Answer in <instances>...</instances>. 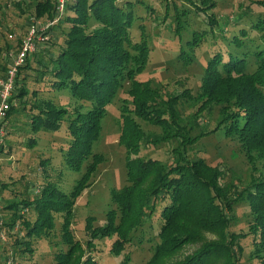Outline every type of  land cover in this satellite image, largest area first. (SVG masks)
I'll list each match as a JSON object with an SVG mask.
<instances>
[{
	"label": "trees",
	"instance_id": "obj_1",
	"mask_svg": "<svg viewBox=\"0 0 264 264\" xmlns=\"http://www.w3.org/2000/svg\"><path fill=\"white\" fill-rule=\"evenodd\" d=\"M10 1L21 13L31 14L22 26L25 31L32 16L54 19L58 15L57 0ZM188 1L196 12L208 15L210 31H193L192 38L186 40V48L181 47L180 58L191 62V54L207 33L216 39L219 31L232 45L226 52L227 59L221 49L208 59L196 94L189 88L180 93L153 88L150 81L138 79L149 61L150 46L144 26L137 41L133 40L132 27L140 17L135 5L143 4L154 11L148 0H69L65 14L46 32L48 39L26 58L17 73L11 106L3 121L8 133L0 144V153L10 142L7 135H20L22 125L27 134L25 146L33 148L37 138L31 133L58 131L67 123L65 165L81 175L69 193L47 182L33 198L14 200L2 207L11 214L6 221L0 215L10 241L6 244L0 240V264H6L8 258L2 260L1 252L8 245L14 260L19 258L18 264H22L23 255L34 252L36 239L55 229L57 216L62 219V242L68 248L56 253L54 264H100L92 254L95 238L115 234L111 250L119 255L132 242L133 234L156 214L161 220L159 242L153 245L152 254L143 264H239L243 251L240 241L248 236L253 237L254 255L264 264V180L253 176L244 187L235 182L225 183V171L204 158L194 159L193 149L205 136L224 129L225 134L238 138L249 158L256 155L264 159V17L258 16L250 27L239 26L244 13L238 12L235 19L220 23L208 12L217 6L218 0ZM161 2L165 3L161 21L168 19L173 9L176 23L175 27L170 24L171 29L182 41V33L189 25L184 19L188 11L179 10L170 0ZM254 3L264 8V0ZM232 22L238 29L228 36L226 26ZM7 28H1L0 76L6 75L10 65L6 55L13 48ZM252 30L259 35L253 37ZM21 41L19 35L17 49ZM125 83L128 98L121 106L119 143L126 150V184L111 190L114 206L107 211L105 224L94 226V217H87L85 228L91 237L84 244L71 231L74 207L105 160L94 148L108 106ZM41 84L54 90H68L74 99L72 109L44 97ZM181 99H190L195 106L200 129L195 136L191 135L193 126H188L190 121L181 109ZM215 105L219 106L221 117L214 127L205 121L199 123L205 115L201 113ZM139 119L158 125L161 133H146ZM163 143L171 145L170 161L163 163L140 156L142 149ZM5 189L10 188L1 182L0 194ZM238 202L247 203L251 221L247 231L236 233L231 230L229 212ZM24 208L33 211V221L21 212ZM208 233L215 237L209 238ZM193 243L198 244L196 249L176 257ZM128 260L126 256L122 264H128Z\"/></svg>",
	"mask_w": 264,
	"mask_h": 264
},
{
	"label": "rangeland",
	"instance_id": "obj_2",
	"mask_svg": "<svg viewBox=\"0 0 264 264\" xmlns=\"http://www.w3.org/2000/svg\"><path fill=\"white\" fill-rule=\"evenodd\" d=\"M196 1L199 3V0ZM254 1L218 0L217 6L208 12H212L220 23H223V20H227V18L235 19L238 12L244 13V18L239 26L250 27L258 16L264 17V8L254 3ZM0 2V35L1 28L3 30L9 26L8 39L13 44L11 50L15 52L18 47V36L22 35L23 38L27 32V30H24L25 28L22 29V26L26 23L25 18L30 13L26 11L21 13L20 10L14 8L12 4L14 1L0 0ZM173 2L179 10L188 11L184 19L188 21L189 25L182 33V41H180L179 36L175 34L174 30L171 29L170 24L173 23L175 27L176 23L173 9L170 10L168 19L161 21V17L165 14V3L161 2V0H148V4L154 8L153 12H150L147 7L141 6L143 4L139 6L135 5L136 13L140 17L135 19L132 27L133 40L137 41L141 39V26H144L150 46L149 61L146 64L145 70L138 76V79L150 81L153 88H161L175 93H180L184 89L189 88L193 94H196L199 90L208 59L218 49L223 50L224 58L227 59L228 55L226 52L230 51L232 45L229 42V38H223L219 31L216 39L212 38V33H207L206 36L202 37L199 42L200 44L191 54L193 57L192 61L185 63L180 58L181 47L186 48V40L192 38L193 31H210L209 24L207 23L208 15L196 12L195 6L188 0H170V4H173ZM39 19L51 18L43 17ZM226 29L229 36L238 27L234 26L232 22L226 26ZM258 35V32L252 30L253 37H257ZM126 83L119 91L114 102L108 106L107 115L102 123L101 136L94 148L97 152L104 155L105 160L99 165L94 174L91 186L84 191L74 207L71 231L74 238L82 241L84 244L91 237L85 228L87 217H94V226L105 224L106 213L114 206L111 203V190L120 189L126 184V150L119 143L121 106L125 99L128 98ZM41 86L43 84L40 85V89L42 88L41 93L44 97L52 98L59 105L72 109L74 99L68 90H54L50 86ZM180 102L181 109L190 121L188 126H193L191 135L195 136L200 129L196 123L197 115L193 101L181 99ZM201 114L205 115H201L203 117L200 118L201 121L199 123L202 121L208 122L210 127H214L221 117L219 106L216 105L209 110H204V113ZM138 121L146 133H161V127L158 125L150 124L140 119ZM20 122L19 125H22V121ZM21 130L20 135H7L6 138L9 137L10 142L5 143L4 151L0 153V186L1 182H3L8 184V188L11 189H5L0 194L1 205L5 206L14 200L21 202L22 199L33 198L34 193L41 191L47 182H51L60 190L69 193L81 174L78 171L69 169L65 165L63 152L69 142L67 123H63L61 129L58 131L31 133V136L37 138V145L33 148L25 146L27 134L23 130V125ZM23 135L24 138L20 139ZM170 148L171 145L169 143L152 145L148 149H142L140 156L166 163L172 157ZM193 149L194 159L204 158L208 164L212 166L218 165L220 169L225 171V183L235 182L240 187H244L253 176L264 180V159H260L256 155L249 158L244 152L238 138L225 134L224 129L205 136L194 144ZM46 159L49 160L47 163ZM41 161L44 163L40 164ZM12 191L18 193L15 195ZM31 194L32 196H30ZM1 210H4L3 219L5 221L8 220L11 211H5L8 210L5 208H1ZM27 210L28 212H26ZM21 212L26 213L30 220L33 221L35 219L33 211L31 213L30 208H24ZM229 214L232 218V231L239 233L248 230L251 215L247 203L238 202ZM156 215L154 219L147 221L133 234L132 242L127 244L126 248L119 255L114 254L111 250L113 242L117 237L115 234L95 238L93 240L95 245V249L92 252L93 256L100 264H122L126 256L129 257L128 264H143L152 254L153 245L159 242L158 234L161 220L158 214ZM61 222L62 219L57 216L56 227L50 235L36 237V242L33 245L34 252L32 254L26 252L23 255L25 259L23 258L22 264L32 262L54 264L56 253L65 251L68 248V245L62 242ZM21 234L24 235V232H21ZM207 235L209 238L215 237L214 234L208 233ZM252 239V236H248L240 241L243 251L240 254L239 264H263L253 253ZM9 242L7 234L6 244ZM197 246V243L186 245L176 257H182L191 253ZM10 257L14 259L13 251L8 245V249L1 252V259L4 260ZM15 262L18 264L19 258L15 259Z\"/></svg>",
	"mask_w": 264,
	"mask_h": 264
},
{
	"label": "built area",
	"instance_id": "obj_3",
	"mask_svg": "<svg viewBox=\"0 0 264 264\" xmlns=\"http://www.w3.org/2000/svg\"><path fill=\"white\" fill-rule=\"evenodd\" d=\"M69 0H57V13L54 19L40 20L34 16L31 17L27 32L22 38L20 47L14 52H9L7 58H10V65L5 76H0V144L3 142L6 135V130L3 126V121L7 112L10 109V97L14 90L17 73L20 67L25 63L26 58L37 50L40 42H45L48 39L46 32L56 25L66 12V7ZM3 225L0 228L1 242L7 241L8 229ZM19 224L15 226V231L18 230ZM15 260L10 257L6 260V264H16Z\"/></svg>",
	"mask_w": 264,
	"mask_h": 264
},
{
	"label": "crops",
	"instance_id": "obj_4",
	"mask_svg": "<svg viewBox=\"0 0 264 264\" xmlns=\"http://www.w3.org/2000/svg\"><path fill=\"white\" fill-rule=\"evenodd\" d=\"M43 20H46V19H43ZM27 29V28H26ZM1 198V197H0ZM0 204H1V202H0ZM0 207L2 208L3 206L2 205H0ZM5 211H10V210H5ZM3 214H4V210L2 211V210H0V215L1 216H3Z\"/></svg>",
	"mask_w": 264,
	"mask_h": 264
}]
</instances>
